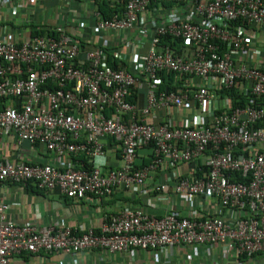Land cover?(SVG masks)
<instances>
[{"label": "built area", "instance_id": "obj_1", "mask_svg": "<svg viewBox=\"0 0 264 264\" xmlns=\"http://www.w3.org/2000/svg\"><path fill=\"white\" fill-rule=\"evenodd\" d=\"M97 1L60 0L55 23H40L53 33L0 34L1 143L14 136L71 163L0 158V183L31 180L75 200L146 191L168 209L129 206L107 213L99 232H80L18 224L1 201L0 264L96 249L206 245L208 254L237 260L264 253V0H104L117 10L110 17ZM2 2L13 16L36 7ZM163 73L174 74L178 91L161 89ZM108 138L117 167L107 163ZM183 163L194 167L162 180L167 167Z\"/></svg>", "mask_w": 264, "mask_h": 264}, {"label": "crops", "instance_id": "obj_2", "mask_svg": "<svg viewBox=\"0 0 264 264\" xmlns=\"http://www.w3.org/2000/svg\"><path fill=\"white\" fill-rule=\"evenodd\" d=\"M58 3L60 0H56L55 6ZM38 11L37 7L29 8L28 6L19 9L18 14L13 16L7 10V5L0 0V34L10 31L17 34L18 37L28 36L31 34L33 25L41 26L40 23L34 21ZM57 13L59 14V11ZM51 17L50 13L46 16L45 25L55 23ZM58 18L60 20L57 22L65 24V18L61 12ZM111 139H107V152L109 153L107 163L109 167H117L121 164V160L119 159V152L113 150L114 143ZM6 140V143L3 144L0 141V158L9 157L15 161L25 160L30 163L37 161L59 163L55 154L47 151L43 146L31 144L28 141L18 144L14 136H7ZM59 164L61 167H67L71 163L66 158ZM193 167L194 164L191 163H183L174 168L167 167L161 178L163 181H171L177 174H186ZM155 181L153 180L151 183ZM148 193L146 191L115 190L111 195L101 200L94 196L75 200L62 194L59 188H54L51 191H31L26 188L25 184L0 183V202L4 201L10 205L7 218L11 221L18 224L36 221L43 226L68 224L78 228L80 232L88 229L99 230L107 213L120 212L129 206L143 207L150 211L155 208V212L163 214L168 209V202L151 198L149 195L151 192ZM212 203L206 202L204 207L206 205L208 209L216 211L217 207ZM149 204L153 208H150ZM176 208L185 213L188 211L185 203L178 198ZM207 249L208 246L206 245H197L195 248L189 247L183 250L162 248L138 250L136 253L122 252L120 254L96 249L80 253L74 258L63 252L40 253L32 256L15 257L12 264H264V253H258L253 257L242 256L237 260L232 255L223 254L211 248V253L208 254ZM188 254L191 258H188Z\"/></svg>", "mask_w": 264, "mask_h": 264}, {"label": "trees", "instance_id": "obj_3", "mask_svg": "<svg viewBox=\"0 0 264 264\" xmlns=\"http://www.w3.org/2000/svg\"><path fill=\"white\" fill-rule=\"evenodd\" d=\"M97 3L99 4V6H100L99 8L101 9V11H102V13L104 14L105 17H110L114 13H117L116 8L111 7L106 1H104V0H101V1L98 0ZM50 32L53 33V31L48 30L46 27L43 28V26H39L38 25V27H37V25L36 26L33 25L30 35L31 36L43 35L45 33H50ZM163 40L165 42L170 43L174 47H176L178 45L177 43L172 42L171 39H169L166 36L163 37ZM110 63H111V65H116V62H113L112 60H110ZM161 76L163 77V80H164L163 83L161 84V89H163V90H177L178 91V89H177L178 87L172 85L173 80H174V74H172V73H165L164 74L163 73ZM166 77H168V79H165ZM229 92H231V94H234V92L229 91V90L222 91L223 94H227ZM140 95H141V99L140 100H141V102H143V97L142 96H144V95L142 94V92H141ZM236 101L237 100L235 98L234 101H233L234 104H236ZM242 102L243 103H247L248 100L247 99H242ZM111 141H112V143H114V139L113 138L111 139ZM81 162L84 163L85 166L88 165L87 164V159H85L84 156L81 157ZM148 162H149L148 159L143 160V164H146ZM139 163H142V162H139ZM139 165H142V164H139ZM21 184H25L26 185V188L30 189L31 191H39V190L40 191H42V190L43 191H49L45 187H40L38 184H35L31 180L23 181V182H21ZM56 188H58V187H56ZM96 231L99 232V230H96Z\"/></svg>", "mask_w": 264, "mask_h": 264}, {"label": "rangeland", "instance_id": "obj_4", "mask_svg": "<svg viewBox=\"0 0 264 264\" xmlns=\"http://www.w3.org/2000/svg\"><path fill=\"white\" fill-rule=\"evenodd\" d=\"M55 4H56V0H42V3H40V0H35V5L37 9H39V11L36 13V16L34 17V21L36 23L46 22V16H48L49 13L50 16H52L51 17L52 19L53 15L60 10L59 4L56 6Z\"/></svg>", "mask_w": 264, "mask_h": 264}]
</instances>
